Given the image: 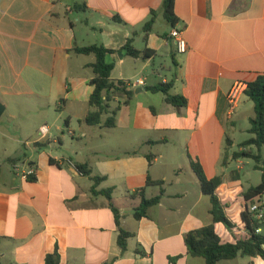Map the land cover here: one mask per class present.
Listing matches in <instances>:
<instances>
[{"label":"crops","instance_id":"0c3cea01","mask_svg":"<svg viewBox=\"0 0 264 264\" xmlns=\"http://www.w3.org/2000/svg\"><path fill=\"white\" fill-rule=\"evenodd\" d=\"M163 3L0 0V102L6 118L0 126V264H46L55 251L58 264H206L185 244L188 232L214 222L211 198L202 192L191 160L209 179L222 178L217 195L234 224L228 229L215 223L222 243L249 236L244 193L261 183L262 171L255 164L246 172V158L233 156L257 151L242 146L255 104L244 93L229 118L228 94L235 83L248 85L264 75V0H176L175 26L165 19ZM153 17L145 40L144 27ZM173 29L187 41L186 53L177 52ZM129 40L137 50L156 54L145 59L119 52ZM94 44L117 51L110 56L116 85L144 82L123 86L131 98L111 91L103 121L118 108L113 128L84 122L93 110L89 65L96 57L75 49ZM162 83H172L171 93L184 96L187 105L175 107L164 93L148 90ZM22 117L31 119L24 123ZM44 125L47 135L40 132ZM34 133L38 137L31 139ZM80 165L106 177L97 191L113 190L121 227L133 234L126 251L118 245L109 200L93 194L94 182ZM29 166L36 170L34 181L22 176ZM149 178L163 184L148 185ZM142 188L146 198L161 200L137 219ZM218 264L264 259L239 255Z\"/></svg>","mask_w":264,"mask_h":264},{"label":"trees","instance_id":"16d2710c","mask_svg":"<svg viewBox=\"0 0 264 264\" xmlns=\"http://www.w3.org/2000/svg\"><path fill=\"white\" fill-rule=\"evenodd\" d=\"M175 1L176 0H164L163 3L164 17L173 26H175L178 22V18L175 14ZM113 20L122 22L119 16H115ZM154 23L155 17L146 23L144 27L146 33L145 40H147L149 33L152 31ZM132 43V40H129L119 52H125L126 55L134 58L142 57L145 59L156 54L154 50L149 48H146L144 51H139L132 45ZM75 51L78 54H93L96 57L95 62L89 65L94 72V77L90 82V84L94 86V91L90 97V106L93 110L87 115L84 122L92 126L101 125L107 128L115 127L118 108L112 111V115L108 117L106 121H103V116L108 113L111 91L122 90L128 98H131L133 95L132 92H128L124 89L122 82L118 81L116 85L111 79V73L115 68V60L110 59V56L115 54L117 51L106 48L101 44L78 47ZM172 88V83H162L158 86L148 87V90L151 92L164 93L166 101L175 107H185L187 105V99L182 95L172 94ZM245 93L255 104V117L251 119V128L249 130V133L252 134L253 137L245 141L242 146H255L257 151L256 153H253L252 151L236 153L233 157L235 159L251 158L255 161L256 167L262 171L261 183L257 186L250 187L244 193L246 204L242 213V219L245 228L248 231V237L240 239L236 243H222L220 236L215 230V223L221 222L228 229H232L234 227V224L230 221L225 212L224 205L217 195V189L222 183V178L217 176L209 179L206 176L201 164L191 160V166L200 181L202 192L211 198V213L214 217V222L210 225L188 232L185 235V244L188 253L191 256L204 258L206 264H218L219 261L232 260L237 258L239 255L261 257L264 259V234L262 232H257V229H264V219L258 221L249 211L250 205L253 204L256 199H261L264 196V75H259L254 81L249 82ZM148 159L151 164L153 156L148 155ZM225 163L226 161H224V164ZM78 168L83 174L90 176L93 180V194L104 195L109 200V206L114 212L116 223L119 227L118 245L123 251H126L128 239L132 237L133 234L121 227L120 211L114 205L112 200L113 190L110 188L101 191L96 190L106 177L92 175V170L88 165H80ZM30 180L34 181L35 177H31ZM147 184L162 185L163 181H153L149 178ZM144 191V188L139 191L142 201L140 206L137 207L134 212V216L137 219L147 216L148 209L157 205L161 200V195L151 199L146 198ZM58 263L59 254L57 251L46 257V264Z\"/></svg>","mask_w":264,"mask_h":264},{"label":"built area","instance_id":"2783aa9c","mask_svg":"<svg viewBox=\"0 0 264 264\" xmlns=\"http://www.w3.org/2000/svg\"><path fill=\"white\" fill-rule=\"evenodd\" d=\"M171 36L172 38L175 40V45H176V49L178 53H186L189 49L188 47V43L185 40V38L183 37L182 33L177 30V29H173V31L171 32ZM144 85V82L142 80H138V81H127L123 84V86L126 87H133L135 85ZM247 89V85L243 82H237L234 84V86L232 87V89L230 90L229 94H228V101H229V112H228V117L231 118L234 113L235 110L241 100V96L245 93ZM40 132L42 135H47L49 132V128L47 125H44L43 127H41ZM21 168L20 164H15L14 165V170L19 172ZM36 174V170L34 167H28V170H26L22 176L24 178L30 179L31 177H35ZM262 199V198H261ZM258 199L256 202H254L253 204L250 205L249 207V211L250 213L253 215V217L255 219H257L258 221H261L264 219V201ZM257 232L260 233L262 232V229H257Z\"/></svg>","mask_w":264,"mask_h":264},{"label":"rangeland","instance_id":"374dc122","mask_svg":"<svg viewBox=\"0 0 264 264\" xmlns=\"http://www.w3.org/2000/svg\"><path fill=\"white\" fill-rule=\"evenodd\" d=\"M24 117H22V119H23ZM38 118V116L37 117H35V119H37ZM31 118H27V119H23V120H25L24 121V123H29V120H30ZM5 120H6V118H1L0 119V126L1 125H4V123H5ZM24 123H21V125L22 126H25V124ZM32 123H33V120H32ZM249 126H251V125H249ZM106 132L104 133V135H105V137L108 139L109 138V135H110V132H109V129H106L105 130ZM27 133H31L32 132V130H29V131H26ZM77 134H80V131H77ZM38 136L34 133V135H33V137L31 138V139H34V138H37ZM65 137L67 138V139H72L71 138V136H69L68 134H66L65 135ZM253 137V135L252 134H245V136L242 138V139H250V138H252ZM83 138V137H82ZM1 139H4L3 141L5 142V141H7V139H5V138H1ZM235 150H239V148L238 147H236L235 148ZM244 160V163H245V165L247 166V168H246V172H248V171H251L252 172V170H253V167H254V165L256 164L255 163V161L254 160H252V159H243ZM251 178H252V176H251Z\"/></svg>","mask_w":264,"mask_h":264},{"label":"water","instance_id":"95a60500","mask_svg":"<svg viewBox=\"0 0 264 264\" xmlns=\"http://www.w3.org/2000/svg\"><path fill=\"white\" fill-rule=\"evenodd\" d=\"M4 111H5V106L0 102V118L2 114L4 113ZM263 248H264V245H263Z\"/></svg>","mask_w":264,"mask_h":264}]
</instances>
